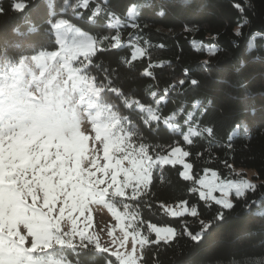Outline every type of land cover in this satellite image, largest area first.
Returning <instances> with one entry per match:
<instances>
[{"label":"snow or ice","instance_id":"1","mask_svg":"<svg viewBox=\"0 0 264 264\" xmlns=\"http://www.w3.org/2000/svg\"><path fill=\"white\" fill-rule=\"evenodd\" d=\"M179 2L187 6L190 0ZM44 7L56 50L40 46L16 59L6 52L0 56V264H160L158 251L173 247L178 237L199 246L238 202L246 208L264 203L250 201L248 194L258 190L257 184L238 173L237 179H220L216 172L212 180L197 178L186 158L200 159L204 152L193 153L170 135L180 136L186 146L205 141L206 162L213 159L217 127L210 119L211 101L194 100L190 108L182 105L164 114L174 98L183 95L185 85L193 89L200 85L188 68L182 78L160 90L151 69L171 68V62H149L140 75L153 82L144 89L151 102L125 90L120 69L135 73L134 62L150 55L139 45L130 59L120 55L127 47L122 30L134 29L139 39L138 33L148 27L140 21L139 5H129L123 17L113 0H60L59 4L46 0ZM149 7L159 17L171 10L169 0ZM231 7L240 14L233 32L240 38L252 23L249 12L254 6L245 0L244 5L232 2ZM40 8L35 0H9L6 9L0 0V16L14 13L25 22L24 31L13 28L19 36L38 31L32 17ZM198 27L192 22L183 25L186 32ZM255 37L264 39V30L249 40L250 49ZM198 50L209 57L221 51L216 44ZM102 53H115L118 64L104 63ZM199 70L210 72V59L203 60ZM110 97L120 101L128 114L122 115ZM241 134L246 140L252 138L249 126L237 123L227 137L229 150ZM165 136L172 143H152ZM223 163L229 175L235 173L227 159ZM165 165L182 166L176 168L178 176L190 182L187 191L203 205L183 199L176 206L179 211L163 203L160 208L171 217L195 218L197 229L189 230L187 220L181 221L179 230L141 218V205L151 207L153 173L159 172L164 182ZM92 205L107 207L117 222L104 244L98 234L88 231ZM214 206V214L205 218ZM254 214L264 217V209Z\"/></svg>","mask_w":264,"mask_h":264},{"label":"trees","instance_id":"2","mask_svg":"<svg viewBox=\"0 0 264 264\" xmlns=\"http://www.w3.org/2000/svg\"><path fill=\"white\" fill-rule=\"evenodd\" d=\"M35 2L41 5L40 10L34 12L32 17L37 32L19 36L13 28L19 27L24 31L25 22L14 13L0 16V56L6 52L8 57L16 59L20 55H31L33 49L40 46L56 50L57 45L48 34L45 22L46 0ZM156 2L158 0H113L117 14L122 17L129 5H139L140 21L148 25L138 33L139 39L135 38L137 33L134 29L122 30V40L127 47L120 53L121 56L130 59L137 45L146 48V52L150 54L134 62L137 68L135 73L129 74L125 69H120L125 90H134L142 102H151L144 89L153 82L151 78L140 75V72L148 68L149 62H171V68L151 69L157 75L160 90L182 78L183 69L188 68L190 74L201 81L200 85L194 89L185 85L183 95L175 97L164 109V114L167 115L182 105L190 108L194 100L205 104L211 101L210 119L217 127L216 145L212 149L213 159L206 162L208 154L202 147L205 141L186 146L180 136L175 133L170 135L182 147H189L193 153L204 152L200 159H196L194 155L188 158L193 163V172L197 178L203 175L205 168L217 171L223 179H237V170L252 169L255 171L253 180L258 190L248 196L250 201H264V39L255 37L254 47L250 49L248 46L254 34L264 30V0H250L254 6L249 12L252 23L243 30L244 35L240 38L233 34L240 14L231 7V3L244 5L245 0H190L187 6L182 5L179 0H169L171 10L166 17L157 16L155 10L149 7ZM56 3L59 4L60 0H56ZM3 6L7 9L9 0H3ZM188 22L199 27L186 32L183 25ZM144 41L149 43L145 45ZM209 44H216L221 49L214 57L198 50ZM99 55L104 63L113 66L118 64L119 57L115 53ZM205 59L211 61V71L207 73L199 70ZM109 102L115 103L122 115L128 114L129 110L124 109L114 97H110ZM237 123L247 124L252 138L246 140L241 134L233 139V148L229 150L226 147L227 137ZM152 143L167 146L172 140L165 136L153 139ZM226 159L235 169V173L231 175L223 163ZM176 168L182 167L177 165ZM176 168L164 166V182L160 181L159 172L153 173L151 207L141 205L140 216L144 221L173 226L179 230H182L181 221L187 220L189 230H194L198 228L195 218L171 217L160 208L161 203H176L183 199H187L189 204L196 201L203 205L198 196L187 191L190 182L181 180ZM130 203L135 205L136 202ZM261 209H264V203L246 208L240 201L231 212H226V220L214 227L212 234L201 245H193L187 237L181 236L173 242V247L161 248L156 259L160 264H261L264 262V217L254 214ZM214 210L215 206L211 213H205V218H210Z\"/></svg>","mask_w":264,"mask_h":264},{"label":"rangeland","instance_id":"3","mask_svg":"<svg viewBox=\"0 0 264 264\" xmlns=\"http://www.w3.org/2000/svg\"><path fill=\"white\" fill-rule=\"evenodd\" d=\"M86 127H87V125H86ZM186 162H189L188 158H186ZM213 172H216L218 174L217 171L209 170L207 173L204 172L203 175L200 178L206 177L207 180H212V179H214L213 176H212ZM237 172L242 177L254 182V180H253V175H254V172H255L254 170H252V169H240V170H237ZM219 177H220V179H223L220 175H219ZM229 179H234V178H229ZM213 195L219 196L220 193L219 192H215V193H213ZM163 204L170 205V206L176 208L177 211L180 210L178 207H176L179 204V202L169 203V204L168 203H163ZM120 210L123 211V208H120ZM90 218H91L92 223L89 225V228H88L89 234H98L99 237H100V242L102 244L108 242L111 239L107 235L108 230H109L110 227L116 225V223H117L115 218L112 216L111 212L109 211V209L107 207H105L104 205H92L91 206V217ZM84 223H85V221H83V220H81L79 222L81 228L84 227ZM156 225L158 227H173V226H169V225H159V224H156ZM114 234L117 237H119L121 235V233L119 232L118 228H116ZM129 247H130V243H129Z\"/></svg>","mask_w":264,"mask_h":264}]
</instances>
